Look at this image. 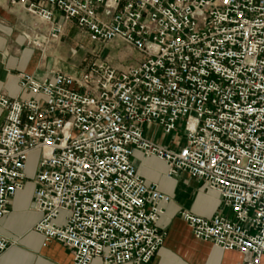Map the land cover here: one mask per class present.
Listing matches in <instances>:
<instances>
[{"label":"built area","instance_id":"obj_1","mask_svg":"<svg viewBox=\"0 0 264 264\" xmlns=\"http://www.w3.org/2000/svg\"><path fill=\"white\" fill-rule=\"evenodd\" d=\"M44 25L25 32L47 51L68 24L94 42L120 40L141 59L121 68L93 59L80 73L19 74L27 97L0 94V217L24 189L32 151L34 229L72 264H149L164 243L157 222L170 195L148 183L136 151L187 172L219 194L231 216L181 217L198 239L264 257V0H10ZM147 125L183 132L179 148ZM64 212L63 223L56 220ZM0 234V254L10 246Z\"/></svg>","mask_w":264,"mask_h":264},{"label":"crops","instance_id":"obj_2","mask_svg":"<svg viewBox=\"0 0 264 264\" xmlns=\"http://www.w3.org/2000/svg\"><path fill=\"white\" fill-rule=\"evenodd\" d=\"M38 26L41 31L45 30L44 25L39 24L38 19L23 7L11 4L10 0H0V94L4 92L10 97L31 96L21 91L19 74L25 72L37 79H44L51 67H58V62L49 54L56 55L59 52L62 40L44 53L30 45L25 36V32ZM120 42L115 41L117 45ZM128 46L131 52L121 47L111 48L117 56L110 62L114 67L121 68L141 59L140 53ZM128 60L132 62L128 63ZM6 115L7 111L0 107V126ZM153 126L145 127V136L171 148L169 144L150 137L148 131ZM133 160L148 183H157L161 191L171 197V201L164 204L165 211L157 222L158 227L165 232L164 243L149 264H246L239 251L224 250L195 237L188 223L181 217L182 210L205 217L215 214L231 216L229 207L217 192L208 189L202 181L187 172L168 176L167 165L157 157H147L141 151H136ZM155 162L160 164L159 168L152 165ZM33 190V180L29 184L26 181L24 189L18 191L12 199L8 213L0 217V234L10 239L11 243L0 254V264H72L73 254L67 246L57 240L46 242L44 236L34 229L42 213L34 207ZM64 214L62 212L56 222L63 223ZM91 264L105 263L96 257ZM260 264H264V257Z\"/></svg>","mask_w":264,"mask_h":264},{"label":"rangeland","instance_id":"obj_3","mask_svg":"<svg viewBox=\"0 0 264 264\" xmlns=\"http://www.w3.org/2000/svg\"><path fill=\"white\" fill-rule=\"evenodd\" d=\"M112 47H121L127 52H131L132 49L123 41L120 42V45H117L115 41L107 43H97L92 41L85 31L79 28L74 23L68 24L66 31L62 37L61 49L56 55H50L54 61L58 62V67L64 71L80 73L93 59L101 58L113 62L117 56L115 52L111 51ZM47 51H42L47 53ZM128 63L132 60H128ZM148 131V130H147ZM150 137L161 143H167L173 149L179 148L181 141L183 140V132H177L176 138L174 139L173 135H166L163 132V129L159 126L151 127V130L148 131ZM146 134V133H145ZM40 158V151L38 149L34 150L30 154V159L27 169V184L33 180L35 176ZM152 165L157 168L160 167V164L152 163Z\"/></svg>","mask_w":264,"mask_h":264}]
</instances>
